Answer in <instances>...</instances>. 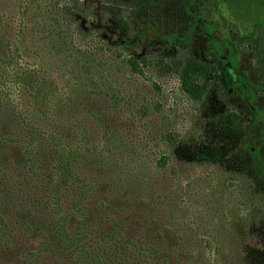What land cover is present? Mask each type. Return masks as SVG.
<instances>
[{"label":"rangeland","instance_id":"obj_1","mask_svg":"<svg viewBox=\"0 0 264 264\" xmlns=\"http://www.w3.org/2000/svg\"><path fill=\"white\" fill-rule=\"evenodd\" d=\"M45 2L0 0V28L4 35H18L19 67H34L62 96L75 97L80 89L76 68L45 40L47 20L40 15ZM50 2L59 8L71 5L75 45L103 41L110 48L101 55L107 61L96 76L98 93L89 90L92 85H81L79 103L50 101L43 116L36 112L41 103L23 85L29 76L18 80L13 70H2L0 109L14 105L28 123L60 131L61 142L75 143L72 135L85 132L88 145L105 158L72 163L74 169L94 182V193L104 196L108 206L131 207L132 223L140 215L151 219L171 251L188 252L185 264H264V0ZM110 7L122 14L125 29ZM178 53L224 64L233 78L230 86L217 69L199 79L218 83L199 88L198 99L192 100L176 76L164 74L167 64L136 73L126 60ZM166 127L174 132L169 144L159 139L158 131ZM16 130L0 113V139H6L0 149V212L5 218L18 217L20 211L2 200L25 157ZM111 133L112 143H106ZM162 154L167 156L164 166L157 163ZM26 232L17 230L18 243H24L19 249L32 250L38 231ZM8 255H0V264H23L21 252Z\"/></svg>","mask_w":264,"mask_h":264},{"label":"trees","instance_id":"obj_2","mask_svg":"<svg viewBox=\"0 0 264 264\" xmlns=\"http://www.w3.org/2000/svg\"><path fill=\"white\" fill-rule=\"evenodd\" d=\"M41 6L40 15L47 20L45 40L50 44V50L61 54L64 63L76 68L74 81L80 85L78 93L71 98L69 94L62 96L55 85L48 82V77L34 67H19L23 59L17 45L18 35H4L1 28L0 48L3 47V52H0V79L2 70H13L18 80L28 75L23 85L30 89L31 97L41 103V108L36 112L45 116L50 101L54 103L62 100L69 104L76 100L79 103L83 91L81 85L85 88L92 85L89 90L95 91L98 70L103 68L101 62L107 61L101 55L110 48L103 41L91 42L86 46L72 42V21L69 17L71 5L59 8L57 3L47 0ZM115 9L113 7L112 11L110 7L113 18L125 29L124 22L119 18L122 14L116 13ZM120 9L118 6V11ZM137 58L129 56L126 59L131 71L142 73L143 67L167 64L168 69L164 74L176 76L180 90L192 100L198 99L199 88L201 90L204 86L218 83L215 79L200 80V77L220 69L227 88L233 79L224 64L207 63L189 54L182 56L178 53L172 58L148 55ZM160 76L163 77V73ZM155 109L159 110L158 103ZM0 113L10 118L12 126L17 128L13 135L22 137L21 147L25 156L22 166L16 167L17 175L13 182L6 186L1 197L9 203L10 209L19 208L20 211L17 212L18 217L11 215L8 218L0 212V255L6 253L11 258L21 252L23 264H48L47 260L55 264H185V251L182 248L178 252L171 251L168 248L170 241L164 239V234L151 219L140 215L136 218L137 222L132 223L135 217H132L134 213L130 211L131 207L108 206L104 196L94 193V182L85 181L84 176L81 177L74 169L72 163H100L105 158L100 150H93V144L88 145L85 132L72 135L76 139L75 143L61 142L60 131L47 130L34 122L28 123L14 105L2 106ZM158 132L161 142L172 143L174 132L167 127ZM112 138V133L106 135V143H112ZM5 140L4 137L0 139V149L4 147ZM81 141L85 145L80 146ZM166 157L162 154L157 163L164 166ZM107 176L112 177V173ZM19 227L24 228L26 233H30L33 228L38 231L34 249H19L24 244L18 243L19 235L16 236V233ZM207 239L212 240V237L207 236Z\"/></svg>","mask_w":264,"mask_h":264}]
</instances>
